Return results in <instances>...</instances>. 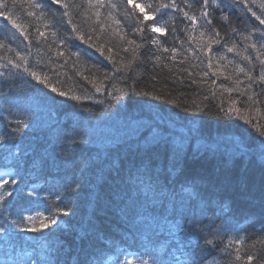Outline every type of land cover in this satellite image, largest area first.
<instances>
[{"label": "snow or ice", "instance_id": "6c2138e0", "mask_svg": "<svg viewBox=\"0 0 264 264\" xmlns=\"http://www.w3.org/2000/svg\"><path fill=\"white\" fill-rule=\"evenodd\" d=\"M25 3L28 18L41 22L51 21L50 24H45L46 28L56 29L57 25L63 27L65 22L70 26L71 32L66 37L61 36L58 30L52 31V35L60 40L61 45H67L69 39H75L104 55L105 46L97 41L103 35L114 34L124 42L123 53L131 54L134 60H142L145 63L149 56L153 55V47L160 53L155 55L157 61L165 58V53H171L169 57L171 59H175L177 55L176 47H164L165 41L150 33L166 35L187 32L189 28L195 31L198 20H202L203 24L199 27L205 31L200 35L202 37L207 35L209 39L199 49L192 51L194 54L202 52L208 56V71L202 73L203 77H207L209 71L213 76L222 75L218 69H213L211 62L213 41L216 45L226 46L229 40L239 35L250 42L248 46L257 53L255 60L258 61V65L250 56H245L243 59L252 64V67L246 69L237 65L235 68L238 74H243L247 78L246 90L239 92L241 97L247 96V100L232 99L227 110L223 104L220 106L219 113H223L224 118L231 119L235 116L245 124H251L261 137L251 143L246 142L243 139L246 130H241L240 138L234 140L229 138V142L234 143V148L228 153L227 159L229 162L236 157L259 161L260 206L264 214V126L254 124L250 113L248 116L244 115L248 106L254 108L259 104L264 107V99H262L264 98V27H262L264 0L259 2V13L254 10L257 0H219V2L203 0V3L197 0L195 4L184 3L183 0L181 3L177 0H153L152 3L145 4L138 3V0H126L125 8L131 9L126 13L127 22L119 18L118 10L121 4L114 0H43V2L0 0V17L31 44L32 34L19 18H14L13 13L17 5L23 7ZM241 7L246 13H250L258 24L246 23L247 16H238L237 11ZM197 9L199 16L196 15ZM81 11L87 14V19L77 24L76 17ZM169 14H174L178 20V23L170 28L166 23H160V19ZM185 21L187 25L181 29L180 24H184ZM83 23H88L91 31H84ZM37 31L39 37L46 40V32L39 29ZM233 47L228 46L227 52H233ZM107 52L106 58L112 60V48L108 47ZM57 55L63 58L66 53L58 51ZM71 55L75 56L76 53L73 52ZM219 59L223 61L225 57L221 56ZM7 64L12 68L22 69L33 80L50 88L52 93L60 97L67 96L74 101L81 99L74 94L69 96V93L52 85L49 78L46 75L42 76L41 71L34 68L25 54L19 51L16 59L8 60ZM131 66L132 61L125 65V67ZM191 75L192 73L189 72V76ZM225 78L229 79V77ZM151 79L156 80V76H152ZM180 83L183 84V81L181 80ZM192 83L195 84L197 81L193 79ZM212 83L215 84L216 81ZM235 83L237 85L235 91H239L241 84L239 75ZM94 87L97 93L102 91L100 83H94ZM224 90L228 93L234 91L233 88ZM106 91L116 103L127 94L123 90H119L118 93ZM131 92L135 96L142 95L152 100H164L177 107L181 106L176 100L167 99L162 94L154 95L152 91L141 92L133 87ZM85 99L94 98L85 97ZM205 99L207 100L208 97L206 96ZM96 102L103 103V101ZM6 103L7 108L0 107V123L4 125L0 128V145L8 148V156L5 160L11 161V164L5 166H10L14 171L0 173V204L3 205L0 208V242L11 246L13 241L23 239L27 233H35L43 237V243H38L39 250L34 249L35 257L28 256V264H99L98 254L92 244L93 240L102 241L109 250L117 245V241L105 238L102 231L94 224H90L87 231H81L79 244L52 239L57 231L61 230V221L57 219V214L69 215L65 208H71V214H75V198L80 195L85 184L89 190L90 209L95 211L101 203L100 188L107 182L109 174L119 169L118 162L110 159V149L117 146L133 149L140 159L130 165L122 186L114 192L111 201L103 202L104 207H110L126 226L123 239L133 244H141L145 251L152 249L150 254H155L157 257L152 264H219L215 257L209 259L211 250L214 249L220 251L233 249L235 259L230 261V264H242V262L264 264V247L255 255L242 251L245 241L251 237L239 235L240 231L246 229L235 228V224L238 223L235 201L222 195L232 190L242 197L255 200V186L250 184L246 169L242 170L239 176L233 175L227 164L224 168L216 169L201 164V171H192L185 151L188 140L187 138L181 140L173 133V122L160 120L158 124H154L149 121H132L125 131L101 140L91 130L77 132L74 128L71 132L65 131L56 121L55 113L51 109L34 107L31 103L15 96H11ZM55 103L57 101L53 99V104ZM149 107L154 106L149 105ZM199 111L204 112L203 109ZM145 127L150 129L148 136H142V129ZM29 130L46 133L47 143L41 156L38 159L33 158L30 163L25 158L34 149H21V144ZM76 136H81L80 142L84 144H94L96 150L86 157L77 156L74 151L77 144ZM12 148L16 149L15 153L12 152ZM156 148L166 149V167L162 163H154L160 159L159 153L154 151ZM199 149L198 142L197 150ZM204 150L209 156L214 157L218 154L219 144L205 145ZM191 159L194 160L195 156ZM69 169L75 174L73 178L65 181L61 173ZM25 175H32L36 179L48 175L56 180V183H52V180L46 181L50 187L63 189L62 192L51 193L56 195L59 201V204L53 205L56 213L47 209L49 215L45 216L44 212L28 210L27 205L34 202L31 197L39 193L38 186L29 187L31 181L25 180ZM25 189H28L27 192ZM45 190L40 189V191ZM247 218H254V213H249ZM217 221L225 223L232 221L231 227L236 234L225 232V223L218 224ZM260 234L264 237V224L261 225ZM225 236L228 238L227 244L222 248ZM85 240L89 241L88 248L82 246ZM260 243L264 245V238L260 239ZM252 247L255 245L253 244ZM5 255H8L7 251ZM49 255L53 257L52 260L45 259ZM5 264H9V261ZM10 264H18V261L10 258ZM125 264H131V260H126ZM143 264H148V261H144Z\"/></svg>", "mask_w": 264, "mask_h": 264}, {"label": "trees", "instance_id": "16d2710c", "mask_svg": "<svg viewBox=\"0 0 264 264\" xmlns=\"http://www.w3.org/2000/svg\"><path fill=\"white\" fill-rule=\"evenodd\" d=\"M114 2L121 4L118 10L119 18L127 22L126 13H129L131 9L125 8L126 0H114ZM152 2L153 0H138V3L141 4ZM177 2L181 3L182 0H177ZM183 2L195 4L197 0H183ZM199 2L203 3V0H199ZM259 2L260 0H257L254 8L258 13ZM9 6L11 7V5ZM26 10L27 4L25 3L23 7L17 5L13 9V13L14 18H19L32 34L31 44L25 41L15 29L11 28L0 17V45H2L0 47V65H2L0 66V73H2L0 75V107L7 108L6 101L11 96H15L31 103L34 107L39 106L40 108L53 110L56 121L64 127L65 131L71 132L74 128L77 132L91 130L101 140L125 131L132 121H149L154 124H158L160 120L173 122V133L181 140L185 138L188 140L185 151L192 171H201V164L213 169L224 168L227 164L231 173L239 176L242 170L246 169L250 184L255 186V200L252 201L242 197L238 192L232 190L222 193V195L235 201V215L238 218L235 228L246 229V231H240L239 235L251 237L245 241L242 251L255 255L264 247L260 243V239L264 238L260 234L261 225L264 224V214H262L260 206L259 181L261 167L259 161L236 157L229 162L227 159L228 153L234 148V143H230L229 138L233 140L240 138L241 130H246L243 137L246 142L251 143L254 140L261 139V137L251 124H245L243 120H239L235 116L231 119L224 118L223 113H219L220 106L223 104L225 110H227L232 99L247 100V96L241 97L239 94V92L246 90L247 78L243 74H238L235 68L237 65L246 69L252 67V64L243 59L245 56H250L252 61L258 65V61L255 60L257 53L248 46L250 42L245 41L244 37L239 35L229 40L226 46L216 45L213 41L211 62L213 69H218L222 75L213 76L209 71V75L203 77L202 73L208 71V56L202 52L194 54L192 51V49H199L209 39L207 35L203 37L200 35L202 31H205L199 27L200 24H203L202 20H198L195 31L189 28L187 32L166 35L150 33V35H157L164 40V47H176L177 55L175 59H171L169 58L171 53H165V58L157 61L155 55L160 53L153 47V55H150L147 63H145L142 60H134L131 54L126 55L123 53L122 46H124V42L114 34L103 35L97 41L105 46L104 55L97 52L95 48H90L87 44H82L75 39H69L67 45H61L60 40L52 35V31L58 30L61 36L66 37L71 32L70 26L65 22L63 27L57 25L56 29L46 28L45 24H50V20L41 22L30 19L26 16ZM196 15L199 16L198 9ZM216 15L218 16V13ZM237 15L240 17L247 16L246 23L258 24V21L251 17L250 13H246L243 7L237 11ZM86 19L87 14L81 11V14L76 17V22L81 24ZM160 23H166L170 28L176 25L178 20L174 14H169L161 18ZM185 25H187V21L180 24V28L183 29ZM37 29L46 32V40L39 37ZM83 30L91 31L88 23H83ZM221 35H223V31H221ZM228 46H234L233 52H227ZM108 47L112 48V60L106 58ZM17 51L25 54L29 63L41 71L42 76L46 75L52 85L69 93V96L74 94L81 97V99L74 101L67 96L60 97L56 93H52L50 88L33 80L22 69L12 68L11 65L7 64V61L15 60ZM58 51H65L66 55L61 58L57 55ZM73 52L76 53L75 56L71 55ZM221 56L225 57L223 61L219 59ZM201 60H203L202 64ZM129 61H132V66L125 67ZM193 65L200 66L194 67ZM117 69L120 70L117 71ZM184 69H187V71H184ZM189 72L192 73L191 76H189ZM106 75L107 78H105ZM237 75H239L241 81L239 91H235L237 88L235 83ZM152 76H156V80L153 81ZM225 77H229V79ZM193 79L197 83L193 84ZM181 80L183 84L180 83ZM212 81H216V83L213 84ZM94 83L101 84V92H96ZM133 87L137 91H152L154 95H165L167 99H174L181 106L177 107L175 104L166 103L164 100H152L150 97L142 95L135 96L131 92ZM226 88H233L234 91L228 93L224 90ZM106 90L117 93L119 90H123L127 94L123 96L121 101L116 103L111 100ZM213 94L215 95L213 96ZM206 96L208 97L207 100L205 99ZM85 97H93L94 99H85ZM53 99L57 103L53 104ZM96 101H103V103H97ZM149 105L154 107L150 108ZM199 109H203L204 112H200ZM249 113L254 124L264 126V107L259 104L254 108L248 106V109L244 111V115L248 116ZM3 126V123H0V128H3ZM149 131L150 129L143 128L142 136H148ZM75 139L77 144L74 151L77 156L86 157L93 153L87 147L95 148L94 144L80 142L81 136H76ZM198 142L200 143L199 150H197ZM217 143L219 144L218 154L214 157L209 156L204 150V146ZM45 147H47L46 133L39 130L35 132L29 130L28 135L21 144L22 150L34 149L25 158L29 163L33 158L38 159ZM11 150L13 153L16 152L15 148ZM154 151L159 153L160 156V159L154 161V163H162L166 167V149L156 148ZM6 156H8V148L0 145V173L14 171L10 166H5L11 164V161L5 160ZM193 156H195L194 160L191 159ZM110 159L118 162L119 169L110 173L107 182L100 188L101 203L95 211L90 209L89 190L87 184H85L80 191V195L75 198V214H71V208H65V211L69 212L67 216L57 214V219L61 221V230L57 231L52 239L79 244L81 231H87L89 225L94 224L102 231L105 238L114 239L118 242L109 250L102 241L93 240L92 244L98 254L99 264H117V261H119V264H125V254L127 253L131 254L127 260L135 258L141 262L148 261V264H152L153 260L157 259L155 254H150L152 249L149 248L145 251L144 246L141 244H133L131 241L123 239L126 226L112 209L104 207L103 203L113 199L114 192L122 186L130 165L138 162L140 157L131 148L117 146L110 149ZM74 174V171L69 169L61 173V176L67 181L73 178ZM24 179L31 181L29 187L38 186L37 191L39 193L31 197L34 202L27 205L28 210L44 212L45 216L49 215L47 209H51L52 213H56V208L53 205L59 204V201L57 196L51 193H59L63 189L50 187L46 183L48 180L56 183V180L48 175H44L40 179H36L32 175H25ZM40 189L46 190L40 191ZM27 190L25 189L26 192ZM60 206L64 207V205ZM2 207L3 205L0 204V208ZM249 213H254V218H247ZM209 214L211 215V213ZM225 220H227V217H225ZM217 223L225 222L217 221ZM231 224L232 221L225 223L224 231L235 235L236 232ZM37 226H39V221H37ZM227 239V236L223 238L222 248L227 244ZM43 240L44 238L40 237L39 234L27 233L23 236V239L13 241L11 246L0 242V264H5L6 261H9L10 264V258L16 259L18 264H28V256L35 257L36 251L39 250L38 243H43ZM253 244L255 247H252ZM82 246L88 248L89 241L85 240ZM6 251L8 255H5ZM212 257H215L219 264H230V261L235 259L233 249L227 251L211 250L209 259ZM45 259L52 260L53 257L49 255Z\"/></svg>", "mask_w": 264, "mask_h": 264}, {"label": "rangeland", "instance_id": "374dc122", "mask_svg": "<svg viewBox=\"0 0 264 264\" xmlns=\"http://www.w3.org/2000/svg\"><path fill=\"white\" fill-rule=\"evenodd\" d=\"M126 258H129V254L126 256ZM131 264H143V262L139 261L138 259H132Z\"/></svg>", "mask_w": 264, "mask_h": 264}, {"label": "bare ground", "instance_id": "6f19581e", "mask_svg": "<svg viewBox=\"0 0 264 264\" xmlns=\"http://www.w3.org/2000/svg\"><path fill=\"white\" fill-rule=\"evenodd\" d=\"M87 148L89 149L90 152H94L95 151V148H93L91 146L90 147H87Z\"/></svg>", "mask_w": 264, "mask_h": 264}]
</instances>
